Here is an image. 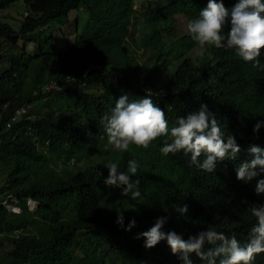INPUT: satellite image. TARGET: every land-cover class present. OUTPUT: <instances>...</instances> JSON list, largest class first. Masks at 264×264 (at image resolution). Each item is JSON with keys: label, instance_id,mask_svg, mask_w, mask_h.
<instances>
[{"label": "trees", "instance_id": "1", "mask_svg": "<svg viewBox=\"0 0 264 264\" xmlns=\"http://www.w3.org/2000/svg\"><path fill=\"white\" fill-rule=\"evenodd\" d=\"M203 1L175 0L170 23L177 17L197 19ZM133 2L0 0V13L16 3L30 12L29 17H0V63L2 58L10 64L0 73V163L10 172V193L6 197H17L22 210L8 213L3 202L11 199H0V246L5 248L10 243L9 254L6 259L0 258V264H144L153 252L165 254L163 247L146 249L140 235L163 215L162 204L152 199L149 189L159 156L141 148L136 154L130 149L118 151L107 142L102 118L122 95L132 101L150 89L166 92L153 97L162 110L173 105V110L185 116L204 103L213 111L227 112L229 100L238 93V84L231 72V77L216 76L212 96L205 95L204 102L196 100L195 92H209L210 74H191L197 63L188 65L179 76L165 72L157 57L169 59L174 52L155 49L163 34L157 29L156 14L147 13L154 25L139 43L133 37L127 40L118 35L121 20L133 14ZM84 15L89 16L86 28L73 42L66 41L64 47L54 42V31L47 24H68L73 19L78 22ZM138 44L151 51L149 58L153 54L157 57L150 60L144 52L139 58ZM186 45L200 47L193 41ZM48 83L56 85L45 92ZM200 85L206 87L198 89ZM239 94L247 100V89ZM24 105L30 109L16 116L17 109ZM36 105L43 109L40 114L33 110ZM104 141L106 151L100 155ZM132 159L139 164L132 179L140 180L141 196L135 200L122 196L121 188L104 183L109 175L105 164L120 161L119 170L126 172ZM227 164L235 166L236 162ZM212 178L216 194L230 195L236 204L232 234L246 243L255 224L246 210L253 204L264 205V194L255 191L258 180H264V172L245 182L237 179L234 169L223 167ZM29 199L39 203L35 211L29 209ZM118 208L125 210L124 228L116 223ZM132 219L136 226L125 230ZM104 233L109 236L106 242ZM195 256L190 254L191 261ZM252 264H264V254L257 255Z\"/></svg>", "mask_w": 264, "mask_h": 264}, {"label": "clouds", "instance_id": "2", "mask_svg": "<svg viewBox=\"0 0 264 264\" xmlns=\"http://www.w3.org/2000/svg\"><path fill=\"white\" fill-rule=\"evenodd\" d=\"M174 1L165 0L156 9V3L148 0L140 18L133 9L132 15L121 20L118 35H124L127 40L133 37L139 43V39L152 32L154 24L147 19V13L153 12L159 18L157 29L163 31L155 49L174 52L172 58L164 60L155 54L151 56L160 60L165 72L179 76L193 63H197V67L191 74L209 72V92L204 94L205 90H201L200 94H194L201 102L205 95L212 96L215 77L226 74L231 77V72L238 84L237 95L229 100L227 112L213 111L212 107L201 103L197 110L185 116L173 110V105L162 110L154 104L153 97L167 95L162 89L147 90L145 96L132 101L128 95H122L102 118L104 133L108 144L118 151L130 149L136 154L137 148H141L159 156L149 189L152 199L162 204L163 215L140 235L146 249L163 247L165 254L153 252L144 264H192V261L195 264L202 261L204 264H252L257 255L264 254V205L253 204L247 208L255 224L247 242L242 244L232 234L236 204L230 195H217L211 184L212 177L223 167L234 169L237 179L245 182L264 172V0H206L200 5L202 11L197 19L177 17L175 23H170ZM29 14V10L23 13L24 17ZM83 18L78 22L73 19L68 24H47L54 31V42L59 43L56 25L61 30V39L73 42L86 28ZM192 41L200 47L186 45ZM136 49L139 58L144 52L149 58L150 50L139 44ZM223 60L226 68H223ZM55 85L45 84L43 90L49 91ZM202 86L206 87L200 85L198 89ZM243 88L248 90L246 101L239 94ZM29 109L30 106H21L16 116L26 114ZM253 139L255 143H251ZM105 151V144L101 145L100 155ZM119 162L109 161L104 165L109 172L104 183L121 188L122 196L135 200L141 196L140 180L132 179L137 175L139 164L134 159L129 160L124 172L119 170ZM229 162H236V165L230 166ZM221 164L228 166L217 168ZM255 191L257 195L264 194V180H258ZM15 199L18 202V198ZM29 200L38 208L37 201ZM8 202L13 204L14 201L3 202L7 210ZM16 206L21 209L17 203ZM115 211L116 223L124 228L125 210ZM135 226L136 221L132 219L125 230L131 231ZM192 253L196 256L191 261Z\"/></svg>", "mask_w": 264, "mask_h": 264}, {"label": "rangeland", "instance_id": "3", "mask_svg": "<svg viewBox=\"0 0 264 264\" xmlns=\"http://www.w3.org/2000/svg\"><path fill=\"white\" fill-rule=\"evenodd\" d=\"M151 1L156 3V9H159L160 5L163 2H165V0H151ZM147 2H148V0H134L133 9H134L135 15L138 16V18L141 17V10L146 7ZM24 11H25V6L22 5L21 3H16L15 6L13 5L12 7H10V9L0 13V17L4 18V16H6L7 19H9V18L12 19L14 17L11 16V15L20 16L21 14L24 13ZM83 17L84 18L82 19V21H83L84 25L86 26V23L88 22V18L87 17H89V16L88 15L87 16L84 15ZM139 26H140V23H139ZM55 28L57 29L56 35L59 36L58 41H59V43H62L61 47H64L65 46V41H63L61 39V30L59 28V25H56ZM138 30H139V28H138ZM61 47H58V48H61ZM61 49H63V48H61ZM140 50L141 49H139V52L141 53ZM1 60L2 61L0 63V73H2L6 68L9 67V63L6 61V59H2L1 58ZM33 110L36 111L39 114L43 111L41 106H37V105L35 107H33ZM104 144H105V142H103L101 145H104ZM10 181H11L10 172L7 169L3 170L2 165L0 163V199L6 197V195L8 193H10ZM8 197L14 201V203H13L14 205L12 204V202H10V204H9V202L6 204V205H8L9 209L11 211L15 210L16 213L21 212V209H18L17 206H16V203H17V201L15 199L16 197L14 195H10V194H9ZM8 197H6V198H8ZM4 200H5V198H4ZM28 207H29L30 210H33V211L35 209H37L36 204H34L30 200L28 202ZM9 209L7 210V208H6L7 212L8 213H13V212L9 211ZM108 239H109L108 234L104 233L103 234V240L106 242V241H108ZM9 245H10V243L7 242L5 248H2L0 246V258H3V257L5 258V256H7L9 254V251H10V250H8L9 249Z\"/></svg>", "mask_w": 264, "mask_h": 264}]
</instances>
